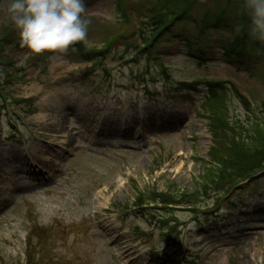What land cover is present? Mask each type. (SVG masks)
Returning <instances> with one entry per match:
<instances>
[{"label":"rangeland","instance_id":"rangeland-1","mask_svg":"<svg viewBox=\"0 0 264 264\" xmlns=\"http://www.w3.org/2000/svg\"><path fill=\"white\" fill-rule=\"evenodd\" d=\"M155 2L85 0L84 43L107 53L82 61L74 45L40 54L23 47L10 0H0V160L14 172L0 188V264H264V169L219 200L204 197L198 210L146 204L152 225L131 207L139 192L195 191L214 145L198 111L206 79L233 85L256 113L264 100V39L251 38L240 64L220 51L238 7L194 0L170 31L136 51L134 22ZM221 9V25L199 36L203 13ZM186 39L203 45V59L189 54ZM194 80L197 89L177 83ZM230 111L253 119L236 98ZM55 113L66 131L57 138L47 129ZM56 150L52 170L25 166ZM161 216L176 217L178 243L156 232Z\"/></svg>","mask_w":264,"mask_h":264},{"label":"trees","instance_id":"trees-1","mask_svg":"<svg viewBox=\"0 0 264 264\" xmlns=\"http://www.w3.org/2000/svg\"><path fill=\"white\" fill-rule=\"evenodd\" d=\"M193 1L156 0L150 6L147 14L139 13L138 16H142L135 20L131 33L140 39L141 45L134 43L131 47L136 51L144 52V46L151 45L153 41L159 39L162 33L171 30L174 21H181L180 19L185 17L184 13ZM222 3H224L225 9L230 3L240 9L236 16L238 18L236 31L235 27L232 28L233 36L220 47V51L228 61L233 62L236 57V62L240 64L243 63V57H248L250 53L248 47L251 38H253L249 35L250 19L244 7V0H222ZM143 15H146L144 19ZM223 16V9L214 10V12L205 11L197 26L199 36L204 35L211 28L221 25ZM186 42L189 54L203 59L201 57L203 45L198 40L194 42V40L186 39ZM74 47L77 50V55L82 56V61L83 59L93 60L97 54L103 57L107 53L106 45L100 48H97V45L87 48L84 41H81L75 43ZM199 81L177 83H182L183 88H181L185 90L195 87ZM205 88V100L198 111L208 119L214 145L201 158L203 163L197 187L192 193L180 192L179 194L173 190H167L164 193H158L155 190L148 193L139 192L131 203V207L141 212L142 218L149 225H152L149 222L154 214L147 212L152 211V207H147L146 204L153 203L161 209H171L169 207L183 205L189 206L192 210H198L201 205L199 203L206 201L204 197L213 194L216 200H219L222 194H228L233 189L241 187L240 182L254 179L253 175L264 169V116H258V113L264 115V100L261 101L262 107L260 106L259 112L256 113L250 100L233 85L227 86L221 80L206 79ZM232 98L239 101L247 115H253L251 121L247 122L248 118L241 120L231 114L230 101L233 100ZM172 221L175 224H171ZM153 223H155L156 232L163 236L162 240L178 243L180 234H178L179 225L176 217L174 220H167L161 216ZM136 228V226L133 227L134 230ZM140 230H142V234H154L148 232L147 229L140 228ZM25 264H31V262L27 260Z\"/></svg>","mask_w":264,"mask_h":264},{"label":"clouds","instance_id":"clouds-1","mask_svg":"<svg viewBox=\"0 0 264 264\" xmlns=\"http://www.w3.org/2000/svg\"><path fill=\"white\" fill-rule=\"evenodd\" d=\"M249 35L264 39V0H244ZM10 21L23 47L33 53L65 52L87 37L85 0H10Z\"/></svg>","mask_w":264,"mask_h":264},{"label":"bare ground","instance_id":"bare-ground-1","mask_svg":"<svg viewBox=\"0 0 264 264\" xmlns=\"http://www.w3.org/2000/svg\"><path fill=\"white\" fill-rule=\"evenodd\" d=\"M51 102H55L56 99L55 97H51V99H48ZM53 105V104H52ZM62 117L63 115L55 113L52 115L53 118V122L50 125V127H47V129L49 131H52V137L53 138H57L58 134H65L66 131L62 130ZM69 134L64 135L65 137H68ZM60 155V152L58 150L55 151V153H50V157L49 156H33L32 160L34 161V163H27L25 164V166H27V168L34 166L35 165H39L44 167L45 169H49L52 170L53 168H55L56 166V157H58ZM6 163L4 162V160H0V188L3 187L4 185H6V183H8V181L12 180V177L14 175V172H12V168L8 167L6 168ZM43 168V169H44ZM38 174V173H36ZM1 203V201H0Z\"/></svg>","mask_w":264,"mask_h":264}]
</instances>
